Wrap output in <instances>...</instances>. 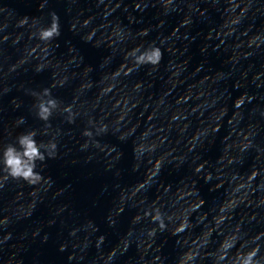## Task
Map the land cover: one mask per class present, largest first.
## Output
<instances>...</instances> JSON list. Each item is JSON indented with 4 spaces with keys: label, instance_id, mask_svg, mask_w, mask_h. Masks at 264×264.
Masks as SVG:
<instances>
[{
    "label": "clouds",
    "instance_id": "clouds-1",
    "mask_svg": "<svg viewBox=\"0 0 264 264\" xmlns=\"http://www.w3.org/2000/svg\"><path fill=\"white\" fill-rule=\"evenodd\" d=\"M168 3L171 4L172 0H168ZM238 22V21H235ZM27 24V18L22 20L19 26ZM33 38L38 39L41 42L48 43L59 37L60 35V26L59 18L55 13L52 14L51 23L47 27L40 28L36 33H33ZM142 35H147L145 31ZM7 39V37H5ZM46 50V49H45ZM163 53L161 48L155 44H151L146 48L137 47L132 49L127 53L126 59L131 60L132 67L127 68V71L123 72L124 75H130L132 71L138 70L142 66L151 65L153 67L158 66ZM126 67V66H125ZM121 72L113 74V78L119 77ZM114 85L109 86L105 89V93L112 91ZM139 89V85H137ZM37 96V103L35 105L37 117L45 122H48L52 117L53 113L60 108V102L52 97L50 89L45 88L42 93H33ZM244 103V98H240L236 101L235 107L240 108ZM63 112L67 114L68 122H74L76 113L73 112L72 106H65ZM26 121L24 118L18 120V124H23ZM91 127L86 128L82 135L88 138V141L82 145V150L86 149L89 146V141L93 140L94 135H99L101 133H106L108 131V126L106 124H101L98 128L95 127L93 121H89ZM46 127H50V124L46 123ZM95 128V133L93 131ZM214 131H219V129H214ZM206 134V133H203ZM37 132L35 130H30L24 133H21L17 138L16 142L6 145L2 150H0V187H3L4 182L8 179L12 180H23L30 185H37L41 182L51 183V179L45 178L37 171V163L41 164L46 161V159H52L56 156L57 144L54 140H50L47 143L38 142L36 139ZM199 135L195 137L196 140H199ZM194 147V146H193ZM249 145H245L243 150H246ZM150 150V149H149ZM145 149L141 146L136 149L137 158H140L144 154ZM233 161H229L232 163ZM160 163L156 165V171L153 172V176L159 173ZM203 170V165L195 169L196 172H201ZM258 175L257 172H253L247 180H242L239 175H233L232 182L241 180V182L235 187L234 192L239 193L241 191L251 188L252 181L256 179ZM211 173L207 174L204 179L205 182H210L212 180ZM146 184H141L137 188V191L144 189ZM196 194L198 193H190ZM203 201L201 200L198 203L192 204L189 208L184 209L181 216L178 217L179 223L173 231V235H179L185 232L191 225L189 223V214L191 212H196L202 206ZM237 204L235 199L231 200L228 204L220 208V214L214 218L215 228L219 230L221 225L229 218L227 213L231 209H234ZM144 216L149 217L151 222L157 225L159 231L163 232L167 230L168 223L172 222L177 217L169 215L161 210L160 207H153L151 209L145 210ZM142 217L137 216L136 220L139 221ZM8 221L5 219L0 221V224L6 225ZM114 223V221L112 222ZM157 228L151 229L148 231L147 235L149 237H154L156 235ZM212 230H209L205 233V237L202 241L197 242V246L189 251L182 253L179 257L177 264H196V261L201 257V249L207 247L210 243V237ZM223 234V233H221ZM264 237V233L253 238L251 243L255 245L251 247L249 251L244 252L243 250L237 251L234 256H230V251L236 246L238 240L241 239L239 228H237L233 233L227 235L223 242L220 244L219 248L215 253L210 254L214 259V264H264V256L260 255L261 245L259 241ZM10 235L5 237L9 239ZM104 237H100L97 242V247L103 243ZM247 247V244H242L241 249ZM64 249L62 248L61 251ZM115 256V252L111 253L108 257V261H111ZM157 260L159 257L156 258Z\"/></svg>",
    "mask_w": 264,
    "mask_h": 264
}]
</instances>
